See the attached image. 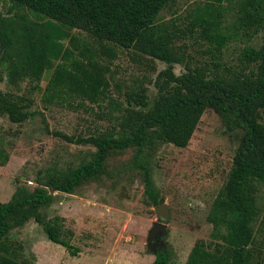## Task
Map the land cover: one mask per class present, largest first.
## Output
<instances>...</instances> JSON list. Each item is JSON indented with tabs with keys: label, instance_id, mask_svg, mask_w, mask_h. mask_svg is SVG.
Wrapping results in <instances>:
<instances>
[{
	"label": "trees",
	"instance_id": "16d2710c",
	"mask_svg": "<svg viewBox=\"0 0 264 264\" xmlns=\"http://www.w3.org/2000/svg\"><path fill=\"white\" fill-rule=\"evenodd\" d=\"M9 1L14 9L25 11L14 17L0 15V66L6 70L8 82H40L54 70L46 90L49 104L65 96L92 104L109 99L123 115L113 131L79 141L95 148L89 161L66 170L48 169L38 175L34 189L19 185L9 202H0V264H34L10 240L14 230L31 221L43 227L49 241L76 256L64 218L48 220L45 216L55 194L74 195L98 180L109 154L115 151L138 149L140 155L145 148L157 145L188 147L209 109L221 118L227 132H240L241 136L228 180L208 215L211 242H198L187 264H254L256 236L262 231L259 226L264 227V39L259 48L248 46L243 51L244 60L254 67L250 72L227 77L210 74L203 67H188L177 75L175 65L183 62L177 41L183 35L158 22L161 13L176 0ZM226 1L235 2L211 0L199 7L189 30L218 52L238 37L240 28L245 34H258L264 28V0H239L240 28L228 34L224 26L226 7L222 5ZM75 29L101 42L133 50L140 57L166 63L168 68L155 83L156 96L150 99L148 89L141 84L126 92L125 103L108 97V68L101 65L98 54L89 48L76 54L65 45ZM71 44L75 47L74 39ZM112 51L106 48L108 54ZM29 107L25 97L0 89V112L13 122L32 118ZM9 160L0 137V168ZM145 195L155 206L163 203L148 170ZM171 262L172 252L164 248L153 264Z\"/></svg>",
	"mask_w": 264,
	"mask_h": 264
},
{
	"label": "rangeland",
	"instance_id": "374dc122",
	"mask_svg": "<svg viewBox=\"0 0 264 264\" xmlns=\"http://www.w3.org/2000/svg\"><path fill=\"white\" fill-rule=\"evenodd\" d=\"M238 1L222 4L226 7L224 26L231 35L234 28H240ZM206 2L211 0H176L159 17V23L183 35L177 41V53L183 62L175 65L176 74H183L188 67H203L210 74L227 77L250 72L254 67L244 60L243 51L248 46L262 45L264 28L258 34H245L240 28L238 37L218 52L189 32L198 8ZM24 11L14 9L9 0H0V15L14 17ZM73 39L78 50L71 44ZM65 45L76 54L85 48L98 54L101 65L108 68V97L120 102L125 101L127 91L141 84L153 99L158 76L168 68L166 63L140 57L133 50L101 42L76 29ZM106 48L113 51L108 54ZM53 71L40 82L27 80L11 85L6 70L0 66V89L25 97L33 112V117L22 123L0 112V137L10 154L8 164L0 168L2 203L11 200L19 185L34 189L38 175L48 169L66 170L89 161L95 148L79 141L113 131L123 115L109 99L92 104L65 96L49 104L46 90ZM261 122L264 124V113ZM240 136V132H227L221 118L209 109L186 148L164 144L147 147L140 155L138 149L110 153L98 180L74 195L56 193L53 204L44 212L48 220L64 218L66 235L76 256L49 241L35 221L14 230L10 240L34 264H153L156 251L148 247V236L158 219L157 206L145 195L148 170L159 199L170 209V223L162 240L172 252L171 264H187L198 242H211L208 215L228 180ZM259 229L262 231L256 236L254 264H264V227Z\"/></svg>",
	"mask_w": 264,
	"mask_h": 264
},
{
	"label": "water",
	"instance_id": "95a60500",
	"mask_svg": "<svg viewBox=\"0 0 264 264\" xmlns=\"http://www.w3.org/2000/svg\"><path fill=\"white\" fill-rule=\"evenodd\" d=\"M158 221L154 224L153 228L149 232L148 236V247L152 251H156L157 254L159 250H163L164 242L162 237L167 233V228L170 223L171 214L169 206L166 203L160 204L155 209ZM158 241V243L153 248L152 245Z\"/></svg>",
	"mask_w": 264,
	"mask_h": 264
},
{
	"label": "flooded vegetation",
	"instance_id": "af4514ba",
	"mask_svg": "<svg viewBox=\"0 0 264 264\" xmlns=\"http://www.w3.org/2000/svg\"><path fill=\"white\" fill-rule=\"evenodd\" d=\"M158 243V241H155V243H153L152 247H155V245Z\"/></svg>",
	"mask_w": 264,
	"mask_h": 264
}]
</instances>
